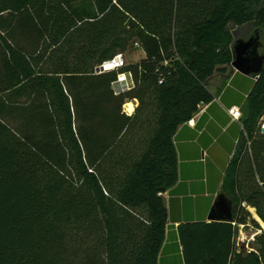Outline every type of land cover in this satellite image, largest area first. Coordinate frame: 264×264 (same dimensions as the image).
<instances>
[{"label":"trees","instance_id":"1","mask_svg":"<svg viewBox=\"0 0 264 264\" xmlns=\"http://www.w3.org/2000/svg\"><path fill=\"white\" fill-rule=\"evenodd\" d=\"M246 26L264 56V0H0V264H158L174 135L213 99L205 81ZM131 46L140 61L97 72ZM121 72L135 85L117 92ZM241 110L222 196L234 220L247 202L264 221V59ZM237 234L181 224L186 264H263L264 231L251 252Z\"/></svg>","mask_w":264,"mask_h":264},{"label":"crops","instance_id":"2","mask_svg":"<svg viewBox=\"0 0 264 264\" xmlns=\"http://www.w3.org/2000/svg\"><path fill=\"white\" fill-rule=\"evenodd\" d=\"M255 81L252 74L246 75L235 69L221 89L215 93L210 89L213 99L200 104L194 116L178 127L174 143L179 177L175 185L162 193L168 209V221L158 264H186L179 235L181 224L198 221L238 222L233 218L211 220L209 215L223 199L231 203L230 199L222 196V185L244 132L241 118L234 120L227 108L232 105L242 107ZM243 203L242 206L257 213L256 207ZM232 213L231 203V217ZM256 219L264 228V221L258 213ZM248 222L250 218L246 223Z\"/></svg>","mask_w":264,"mask_h":264},{"label":"water","instance_id":"3","mask_svg":"<svg viewBox=\"0 0 264 264\" xmlns=\"http://www.w3.org/2000/svg\"><path fill=\"white\" fill-rule=\"evenodd\" d=\"M260 32L256 31L249 39L238 38L233 44L232 66L241 73L253 75L255 80L263 66L264 56L259 54ZM234 106V105H232ZM229 106L228 108H231ZM264 134V125L261 127ZM231 203L223 199L216 204L209 215L211 220H231Z\"/></svg>","mask_w":264,"mask_h":264},{"label":"built area","instance_id":"4","mask_svg":"<svg viewBox=\"0 0 264 264\" xmlns=\"http://www.w3.org/2000/svg\"><path fill=\"white\" fill-rule=\"evenodd\" d=\"M127 65L126 58L123 53H118L114 57L107 59L103 61L98 67L97 72L103 73L108 72L112 70H118L120 68H123ZM164 82V77L161 76L159 78V83ZM135 85L133 74L131 72H121L118 75L117 80L115 81V90L117 92L125 91L133 88ZM229 114L234 120H239L242 117V110L241 107L238 105H234L231 108H227ZM126 113L132 114L133 110H130L125 108ZM245 205V203H243ZM235 226L238 228V234L236 236V246L239 248V250H245V251H256L255 242L257 239V236L262 232V229L257 228L256 231H253L251 235H247L245 232V227L247 225H250V223H238L233 222ZM264 264V263H263Z\"/></svg>","mask_w":264,"mask_h":264},{"label":"rangeland","instance_id":"5","mask_svg":"<svg viewBox=\"0 0 264 264\" xmlns=\"http://www.w3.org/2000/svg\"><path fill=\"white\" fill-rule=\"evenodd\" d=\"M256 31V29H251L250 27H242V28H238L237 30V35L241 38L246 37L250 38V36L252 34H254V32ZM261 52V50H260ZM124 56L126 58L127 64L128 63H136L138 61H140L144 56H145V52L143 51L142 48L140 47H129L127 48V50L124 52ZM235 68L232 65H228V66H221L219 67V69H216L213 73H211L207 79H206V83L209 89H211L212 91H214V93L218 90L221 89L225 83L230 79L231 75L234 73ZM133 103L134 106V110L133 113L135 112L137 106L139 105V101L138 100H130L127 103ZM125 104V108L130 109L128 104ZM264 125V118L262 119V124L261 127ZM246 210L250 211L251 216L250 218V225H247L245 227V232L247 233V235H251L253 233V231H256L258 225H255L252 223V218L256 219L257 218V213L255 210H250L249 207H245ZM256 216V217H255ZM257 220V219H256ZM260 227L262 228V230L264 231L263 226L261 225L260 221H258Z\"/></svg>","mask_w":264,"mask_h":264},{"label":"bare ground","instance_id":"6","mask_svg":"<svg viewBox=\"0 0 264 264\" xmlns=\"http://www.w3.org/2000/svg\"><path fill=\"white\" fill-rule=\"evenodd\" d=\"M127 104H128V106H129L130 110H134L133 103L129 102V103H127Z\"/></svg>","mask_w":264,"mask_h":264},{"label":"flooded vegetation","instance_id":"7","mask_svg":"<svg viewBox=\"0 0 264 264\" xmlns=\"http://www.w3.org/2000/svg\"><path fill=\"white\" fill-rule=\"evenodd\" d=\"M256 31H258V30H256ZM256 31H255V32H256ZM255 32H254V33H255ZM252 35H254V34H252ZM252 35H251V36H252ZM251 36H250V37H251ZM260 38H261V36H260ZM244 39H246V38H244ZM247 39H249V38H247ZM258 50H259V54L262 55L261 52H260V46H259V49H258Z\"/></svg>","mask_w":264,"mask_h":264}]
</instances>
